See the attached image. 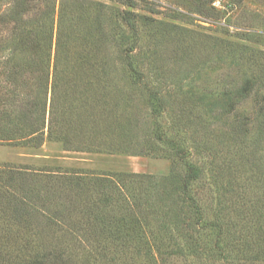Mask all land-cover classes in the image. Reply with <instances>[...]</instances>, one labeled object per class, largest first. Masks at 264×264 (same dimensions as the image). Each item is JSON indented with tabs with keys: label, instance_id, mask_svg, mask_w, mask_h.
Returning a JSON list of instances; mask_svg holds the SVG:
<instances>
[{
	"label": "rangeland",
	"instance_id": "1",
	"mask_svg": "<svg viewBox=\"0 0 264 264\" xmlns=\"http://www.w3.org/2000/svg\"><path fill=\"white\" fill-rule=\"evenodd\" d=\"M50 9L52 49L62 14L83 68L55 95L52 73L9 72L24 64L0 39V264H264V0ZM173 143L200 169L188 189Z\"/></svg>",
	"mask_w": 264,
	"mask_h": 264
},
{
	"label": "trees",
	"instance_id": "2",
	"mask_svg": "<svg viewBox=\"0 0 264 264\" xmlns=\"http://www.w3.org/2000/svg\"><path fill=\"white\" fill-rule=\"evenodd\" d=\"M78 1V0H76ZM127 5H132L133 0H123ZM51 0H13L12 8L8 10L7 18L2 19L0 25V39L4 38V34H11V42L14 52H17L21 58V62L24 64L20 66L14 65L15 69L9 72L12 75L24 74L27 69L34 68L40 81L43 82L45 79L50 78L52 73V88L53 93L56 95L57 92L62 90V82L67 85V82H72L73 75L79 74L82 71V63L84 57H82L78 51H73L72 45V34L75 35L76 24L74 23H64L62 14L59 15L57 23V38L55 49L53 50V10H49V5ZM52 11V12H51ZM131 12L125 14V20L131 29H135L133 21L131 19ZM32 17L31 22L25 21V18ZM66 32H68V37H66ZM2 41V40H0ZM70 45V46H68ZM54 53V54H53ZM73 58V59H71ZM74 61L75 69L70 67V62ZM77 60V61H76ZM77 62V64L75 63ZM31 67H30V66ZM52 66V72H51ZM127 69L134 75L137 81L142 80L143 74L136 69L130 60L126 62ZM82 77V76H81ZM41 83V82H40ZM173 147L177 150H181V159L186 168V178H185V189H188L189 184L194 180L199 178L200 169L197 165L191 162L183 151L176 143H173ZM191 208L194 210V219L192 223L200 225L201 228H214L217 231L216 247L219 248V253L224 256V251L219 244V239L224 235V230L222 229L221 217L214 220H209L204 216V212L200 205L195 201L194 198L191 199ZM56 253V254H54ZM44 254L41 256H35L33 259L28 261V264H61L64 262L62 258V252H54Z\"/></svg>",
	"mask_w": 264,
	"mask_h": 264
}]
</instances>
